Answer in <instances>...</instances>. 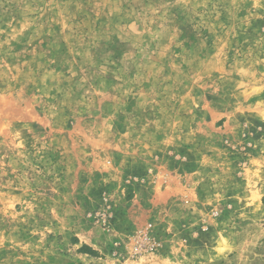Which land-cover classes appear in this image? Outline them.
I'll list each match as a JSON object with an SVG mask.
<instances>
[{
	"label": "rangeland",
	"instance_id": "obj_1",
	"mask_svg": "<svg viewBox=\"0 0 264 264\" xmlns=\"http://www.w3.org/2000/svg\"><path fill=\"white\" fill-rule=\"evenodd\" d=\"M0 264H264V0H0Z\"/></svg>",
	"mask_w": 264,
	"mask_h": 264
}]
</instances>
